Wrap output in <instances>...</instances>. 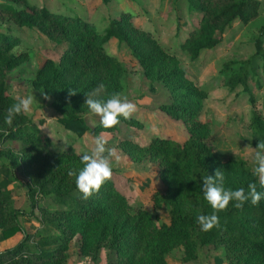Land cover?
<instances>
[{"label": "trees", "instance_id": "16d2710c", "mask_svg": "<svg viewBox=\"0 0 264 264\" xmlns=\"http://www.w3.org/2000/svg\"><path fill=\"white\" fill-rule=\"evenodd\" d=\"M10 1L26 6L0 1L1 18L38 30L61 48L57 60L48 58L38 69L33 84L52 98V106L68 130L79 136L86 132L123 134L119 124L107 129L101 123L90 127L84 117L89 110L86 94L98 85H104L100 95L94 97L100 100H107L124 88L128 68L106 48L116 38L139 62L152 92L157 90V83L170 91L172 102L161 104L160 109L173 119L182 120L189 137L179 142L157 135L143 145L126 136L118 143L130 161L141 164L149 160L158 165L166 188L154 192L153 204L156 210L169 205V223L159 224L149 209L132 204L112 178L104 182L98 193L84 199L75 176L69 172L78 175L83 167L80 157L89 151L79 152L73 143L54 148L51 138L40 132L27 114L16 116L11 126L4 122L7 109L19 99L6 93L8 74L29 58L30 49L21 47V38L10 30L0 31V158L6 160L7 169L14 176L17 171L25 174L30 204L29 211L20 208L9 176L0 177L2 237L22 234L17 244L0 251V264H69L70 243L77 235L81 236L80 253L93 261H98L102 251L108 249L115 255L113 264H168V255L182 248V261L188 263L199 257L202 246L213 245L224 249L227 264H264V199L257 206L248 202L242 210L230 203L218 213L219 227L208 232L197 223L199 215L213 212L201 190L203 177L215 176L216 170L221 169L225 188L243 187L246 191L257 178L249 160L239 155L223 159L209 145L213 122L201 118L208 92L188 76L178 56L169 52L153 33L135 25L129 11L121 12L101 30L77 13L56 12L29 0ZM185 1L191 16L200 15L199 25L180 45L192 61L204 50L221 44L234 23L246 26L255 20L262 4L261 0ZM254 45L253 54L230 58L219 70L221 85L230 93L241 87L253 106L257 98L252 84L264 90L256 65L261 58L264 75V25ZM69 89L76 90V94L70 96ZM119 120L143 128V123L134 117L121 116ZM249 128V144L256 148L264 140V113L254 110ZM8 142L18 144L10 147ZM257 190L264 192L258 182ZM45 198L60 207H38L39 200ZM33 216L42 223L36 233L27 231L22 222V218Z\"/></svg>", "mask_w": 264, "mask_h": 264}, {"label": "rangeland", "instance_id": "374dc122", "mask_svg": "<svg viewBox=\"0 0 264 264\" xmlns=\"http://www.w3.org/2000/svg\"><path fill=\"white\" fill-rule=\"evenodd\" d=\"M0 1L16 7L26 6L21 2ZM29 1L40 7L47 6L53 11H63L66 14H74L77 12L73 9L78 10L84 16L91 18L93 20L91 22H94L101 30L121 12L133 13L132 20L135 25L153 33L169 52L178 56L188 76L207 90L208 97L205 100L201 118L204 121L212 120L213 122L212 133L208 139L213 151L223 159L233 155L242 156L254 165L252 149L254 147L249 144L252 139L249 124L254 110L264 113V90L252 84L257 98V103L253 106L249 95L244 93L241 87L236 92L230 93L221 85L219 70L226 60L246 58L255 52L254 42L260 27L264 25V0H261V12L258 19L246 26L236 22L226 31L221 44L214 49L204 50L195 61H192L190 55L182 51L180 47L189 33L199 25L200 19V15L191 16L185 0L179 2L176 0H109L108 3L103 0H82V2L81 0H61L67 5L68 10L62 8L60 0ZM9 30L21 38V47H29L30 56L9 72L6 93L14 98L33 96L32 110L27 113V116L38 124L40 132L51 138L54 148L73 143L77 151L90 152L94 147L95 138L102 135L107 141L106 146L115 147L121 157L119 163L114 160L112 162L111 178L116 186L127 195L132 204H140L149 209L159 224L169 223V205L165 204L161 209L156 210L153 204L154 192L164 191L166 188L160 179L158 165L149 160L141 164L130 161L118 148V143L122 138L134 137L141 144L146 145L153 136L157 135L184 142L189 137V132L183 121L173 119L160 109L161 104L172 102L170 91L157 83V90L152 92L150 81L143 74L139 62L124 45L121 46L116 38H112L106 45L107 51L116 54L128 68L124 88L119 94L136 104L137 111L131 117L141 121L143 128L139 129L121 121L119 127L123 134L103 132L92 135L86 132L83 136H79L68 130L59 120L61 114L53 108L52 98L33 84L38 69L48 58L57 60L61 55V48L38 30L20 27L13 20L0 17V31ZM256 65L260 80L264 83L261 58L256 61ZM45 96L48 98L45 99ZM84 117L90 127H96L100 123L99 116L91 114L89 110L84 113ZM17 144L16 142L6 143L10 147ZM7 165L6 160L0 158V177L9 176L10 182L14 185L12 192L16 204L25 211H29L30 204L24 185L25 174L17 171L14 176L8 171ZM124 172L127 174L124 175ZM50 202L52 203L50 198L40 199L38 207L47 206L50 209L60 207ZM22 222L30 233H36L42 227V223L34 216L33 219L22 218ZM4 241L6 239L2 237V231H0V250L6 247ZM80 244L81 236L77 235L70 243L69 264H113L115 255L108 249L102 251L98 261H93L80 253ZM182 254V248L175 249L167 257L168 264H227L224 249H216L213 245L202 246L199 257L188 263L182 261Z\"/></svg>", "mask_w": 264, "mask_h": 264}, {"label": "clouds", "instance_id": "9594fccd", "mask_svg": "<svg viewBox=\"0 0 264 264\" xmlns=\"http://www.w3.org/2000/svg\"><path fill=\"white\" fill-rule=\"evenodd\" d=\"M104 85L100 84L91 93L86 94L85 105L91 114L99 116L104 128H112L120 123L119 117L129 119L137 111L136 104L130 102L126 96L119 93L113 94L107 100L95 99L103 91ZM76 90L69 89V95H75ZM45 99L48 97L45 96ZM33 96L22 97L13 103L8 109L4 122L11 126L16 116L27 114L32 110ZM107 141L103 136L95 138L94 147L90 152L83 154L80 159L83 165L78 175L70 171V176H75L77 189L83 194L84 199H89L94 193H98L104 182L112 176L113 160L119 163L121 157L115 147H107ZM253 149L252 174L257 178L260 188H264V140H260L258 146ZM225 176L221 169H217L215 176L207 175L202 178L201 190L204 199L211 206L213 212L209 215H199L197 223L204 232L219 227L218 213L228 208L234 202L236 209L242 210L248 202L253 206L259 205L264 199V192L257 190V182L250 183L245 188H225Z\"/></svg>", "mask_w": 264, "mask_h": 264}, {"label": "crops", "instance_id": "0c3cea01", "mask_svg": "<svg viewBox=\"0 0 264 264\" xmlns=\"http://www.w3.org/2000/svg\"><path fill=\"white\" fill-rule=\"evenodd\" d=\"M84 1V0H83ZM80 2H82V0L80 1ZM86 2V1H85ZM60 3H61V5H62V8H65V9H67L68 10V7H67V5L64 3V1H61L60 0ZM262 3V2H261ZM262 5V4H261ZM73 11H75V12H77V13H79L80 14V16H82V17H84V18H86V19H88V20H90V21H93L91 18H88V17H86V15L84 16L82 13H80L78 10L76 11L75 9H73ZM58 12H61V11H58ZM261 12V11H260ZM61 13H63V11L61 12ZM93 13V12H92ZM260 16V15H259ZM258 16V17H259ZM258 17L256 18V19H258ZM255 19V20H256ZM250 23H252V21L250 22ZM235 24V23H234ZM248 25V24H247ZM113 54V53H112ZM116 55V54H115ZM106 133H108V132H106ZM124 133V132H123ZM120 171V170H119ZM121 173H123L122 171H121ZM127 173L126 172H124V175H126ZM117 175V174H116ZM118 176V175H117ZM119 177V176H118ZM10 187H11V189H13V187H14V185L11 183L10 184ZM32 222L34 223V220H32ZM27 231H29L28 230V228L26 229ZM22 237V234L21 233H17L16 235H14L13 237H11V238H8V239H6V241H4L5 243H6V247L4 248V249H2V250H5L6 248H9V247H12V246H14L15 244H16V242H18L19 240H20V238ZM2 250H0V251H2Z\"/></svg>", "mask_w": 264, "mask_h": 264}]
</instances>
